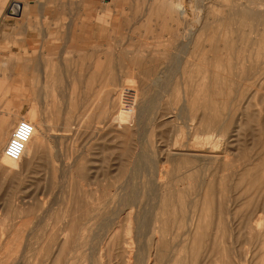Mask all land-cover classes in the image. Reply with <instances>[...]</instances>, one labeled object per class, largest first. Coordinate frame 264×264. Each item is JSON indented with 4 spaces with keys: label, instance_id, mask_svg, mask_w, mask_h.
Returning <instances> with one entry per match:
<instances>
[{
    "label": "rangeland",
    "instance_id": "1",
    "mask_svg": "<svg viewBox=\"0 0 264 264\" xmlns=\"http://www.w3.org/2000/svg\"><path fill=\"white\" fill-rule=\"evenodd\" d=\"M254 1L120 0L109 13L92 2L85 18L77 12L92 28L77 30L75 51L0 52L12 132L21 120L35 130L19 161L5 158L10 197L0 171V264H15L23 235L28 264H214L207 256L221 239L230 264H260L264 236L252 220L264 208V42L238 18L219 25L240 8L264 15ZM184 31L214 37L188 45ZM201 113L219 114L223 131L186 133ZM196 143L212 150L194 153Z\"/></svg>",
    "mask_w": 264,
    "mask_h": 264
},
{
    "label": "crops",
    "instance_id": "2",
    "mask_svg": "<svg viewBox=\"0 0 264 264\" xmlns=\"http://www.w3.org/2000/svg\"><path fill=\"white\" fill-rule=\"evenodd\" d=\"M78 2V5H77ZM95 8L101 4V0H93L87 3V0H0V52L11 54H29L31 52H38L39 54L52 57L59 53H69L75 51L76 41L79 35V29L87 30L92 28L85 20H78L77 12L82 14L85 18V6ZM120 0H112L105 4L103 11L109 13L114 10L119 4ZM110 10L108 5H112ZM15 6L18 12L17 17L8 15V12ZM82 6V9H81ZM114 7V8H113ZM85 9V10H84ZM83 12V13H82ZM85 36V32H83ZM33 76V73H29ZM74 75V74H72ZM25 74L15 73L14 77H24ZM44 80L57 77L53 73H44ZM45 82V81H44ZM26 91V88L25 90ZM9 89L5 86L0 93V102L6 101V112L0 111V171L6 172L9 178L8 197L11 196V181H10V167L6 165L3 156V150L6 147L8 140L11 137V121L8 112ZM2 219H5L1 217ZM0 231L3 230L5 224L1 222ZM18 221H22L25 227L22 215H18ZM26 230V229H25ZM23 243L20 257L15 264H28L26 251V235H23ZM18 240L17 238L15 239ZM19 243L16 248L18 249ZM9 257V256H8ZM19 260V262H18Z\"/></svg>",
    "mask_w": 264,
    "mask_h": 264
},
{
    "label": "bare ground",
    "instance_id": "3",
    "mask_svg": "<svg viewBox=\"0 0 264 264\" xmlns=\"http://www.w3.org/2000/svg\"><path fill=\"white\" fill-rule=\"evenodd\" d=\"M259 1L260 0H256V1H254V2H252L251 4H255L256 6H258V5H263L264 6V0L261 2V3H259ZM110 3V2H109ZM108 4V3H107ZM16 8L17 7H15L14 8V11H16ZM176 11V10H175ZM169 12H170V14H169V17H170V21H172V19H173V16H175V12H174V10L173 9H169ZM229 13H230V10H229ZM201 18V17H200ZM227 18V17H226ZM235 18H238V19H240L241 21H245L246 23L245 24H248V25H246V26H248L249 28H250V30H249V32H248V34H250V35H253L254 37H253V40H255V42H260V43H263L264 42V15H262V14H260V15H258V14H254V15H251L250 13H247L246 11H241V8L240 9H236L235 10V12H234V14H232V15H229V17H228V19H225V21H221V20H219L220 21V23H219V25L220 26H222V25H224V24H226L227 22H229V21H231V20H233V19H235ZM262 21V22H261ZM199 22V21H198ZM184 24H186V23H184ZM197 24V23H196ZM207 24V23H206ZM185 26V25H184ZM198 26V25H197ZM176 26L174 25V23L172 24L171 23V29H174L173 31L177 34H179V32H178V30L175 28ZM189 27V26H188ZM191 27V26H190ZM258 27H261L262 29H260V30H258ZM194 28V27H193ZM192 28V29H193ZM203 28H205V26L203 27ZM185 29V27L183 28V30ZM195 29H196V27H195ZM194 29V30H195ZM191 30V29H190ZM201 30L203 31V29L201 28ZM172 31V32H173ZM181 31V30H180ZM186 31H188V29H186ZM196 31H197V29H196ZM233 33H235V32H233ZM177 34V35H178ZM232 34V33H231ZM171 35V34H170ZM225 36V35H224ZM214 37V35L213 34H203V33H197V32H191V33H185V31H184V33H182V36H181V40H183L186 44H195V43H200V42H202V41H204V40H210L211 38H213ZM175 38V37H174ZM177 40V39H176ZM180 40V41H181ZM212 40V39H211ZM221 40V39H220ZM247 40H249V41H251L252 39L250 38V39H247ZM181 44H183L184 45V43L182 42ZM185 44V45H186ZM198 46V45H197ZM185 47V46H184ZM180 48V47H179ZM187 48H188V46H187ZM187 48H186V50H187ZM180 50H181V48H180ZM182 51V50H181ZM188 52V51H187ZM182 53V52H181ZM184 53H185V51H184ZM189 53V52H188ZM183 54V53H182ZM184 55V54H183ZM187 55V54H186ZM185 55V56H186ZM184 56V57H185ZM183 61V60H182ZM185 62V61H184ZM180 64V63H179ZM160 65V64H159ZM181 65V64H180ZM163 70V69H162ZM176 73V72H175ZM160 75V74H159ZM163 77V76H162ZM207 77V76H206ZM246 79V78H245ZM160 80V79H159ZM181 80V79H180ZM247 80V79H246ZM235 81V80H234ZM264 81V80H263ZM119 82V81H118ZM172 82V81H171ZM260 82V81H259ZM216 84H217V82H215ZM214 82H213V84H215ZM262 84H263V82H262ZM162 85V84H161ZM166 85V84H165ZM261 85V84H260ZM173 86V85H172ZM120 88V87H119ZM202 89V88H201ZM200 92V91H199ZM160 95V94H159ZM164 95V94H163ZM182 97H183V95H182ZM161 99H163V98H161ZM183 99V98H182ZM235 101V100H234ZM183 102H185V101H183ZM230 105V104H229ZM184 106H185V104H184ZM209 105H205V106H203V110H208L209 109V107H208ZM186 107V106H185ZM187 108V107H186ZM149 109V108H148ZM182 109V108H181ZM188 109H187V114H188ZM229 111V110H228ZM228 113V112H227ZM202 114V113H201ZM80 115V114H79ZM203 115V114H202ZM226 115V114H225ZM228 115V114H227ZM189 115H187V117H188ZM149 117V116H148ZM189 118V117H188ZM143 119V118H142ZM200 119V118H199ZM241 119V118H240ZM191 120V119H190ZM186 121H187V119H186ZM227 121V120H226ZM225 121V122H226ZM223 124H224V122H223ZM222 124V125H223ZM189 129V130H188ZM187 130L189 131H187L186 133H188V134H191L192 135V132H197V131H199V132H204V133H206V134H208V135H211V134H213L214 133V131H216L217 132V130H218V132H219V130L222 132L223 131V126H221L220 124H219V114H216V115H214V116H211V117H207V116H202V118L199 120V122L196 124V125H191L189 128H188ZM60 131V130H59ZM217 132V133H218ZM139 134V133H138ZM145 134V133H144ZM219 134H220V132H219ZM186 135V134H185ZM199 135H201V134H199ZM217 135V134H216ZM203 135H201V137H202ZM143 137V136H142ZM200 137V136H199ZM212 137V136H211ZM210 137V138H211ZM221 137V136H220ZM206 138H208V137H206ZM217 138V137H216ZM221 139V138H220ZM194 140H196V139H194ZM206 140V139H205ZM201 141V140H200ZM209 141V140H208ZM210 141H211V139H210ZM202 142H205L204 140H202ZM219 142V141H218ZM146 143V142H145ZM192 143H194V142H192ZM186 144V143H185ZM208 144V143H207ZM207 144H201V146H200V143H196V144H194V146L192 147V151L194 152V153H197V152H200V149L202 148V147H204V149H207V148H209V146L210 145H208V147L206 148V146H204V145H207ZM211 145H212V143H211ZM218 145V143H216L215 145H213V150L215 151V152H217V148L219 147V146H217ZM183 146V145H182ZM187 147H188V145H187ZM211 147V146H210ZM190 148H191V146H190ZM174 149V148H173ZM210 149V148H209ZM189 150V149H188ZM210 150H212V149H210ZM191 151V152H192ZM218 154V153H217ZM147 155V154H146ZM168 156V155H167ZM182 156H186V155H176V157H182ZM192 156V155H191ZM194 156V155H193ZM192 156V157H193ZM175 157V158H176ZM188 157H189V155H188ZM188 157H186V158H188ZM191 157V158H192ZM196 158H197V156H195ZM204 157V156H203ZM210 157V156H209ZM212 157V156H211ZM210 157V158H211ZM215 157V156H214ZM217 157V156H216ZM168 158V157H167ZM196 158H193V159H196ZM206 158H208V157H206ZM216 159V158H215ZM205 160V159H204ZM207 160V159H206ZM209 160V159H208ZM209 162V161H208ZM210 162H211V160H210ZM251 162V161H250ZM253 162V161H252ZM260 162H262V161H260ZM73 163V162H72ZM222 163V162H221ZM212 164V163H211ZM72 165V164H71ZM257 165V164H256ZM252 166V165H251ZM212 168V167H211ZM255 168V167H254ZM148 169V168H147ZM242 170V169H241ZM241 172H243V171H241ZM141 174V173H140ZM157 174V173H156ZM253 175V174H252ZM255 175V174H254ZM64 176V175H63ZM244 176L245 175H243L242 176V179H244ZM159 178V177H158ZM131 180V179H130ZM218 180V179H217ZM61 182V181H60ZM250 183V182H249ZM156 185V184H155ZM158 185V184H157ZM156 187V186H155ZM132 191V190H131ZM208 191V190H207ZM230 191V190H229ZM58 192V191H57ZM60 192H62V191H60ZM161 193V192H160ZM199 193V192H198ZM155 194H156V192H155ZM154 194V195H155ZM208 194V193H207ZM128 195V194H127ZM212 195V194H211ZM157 196H159V193H157ZM162 196V195H161ZM170 196V195H169ZM168 196V197H169ZM178 196V199H180V197H179V195H177ZM201 196V195H200ZM208 196V195H207ZM152 197H153V195H152ZM171 197V196H170ZM204 197V196H203ZM211 197V196H210ZM209 197V198H210ZM166 197H165V195H163L162 197H160V198H155V196H154V199H156L157 200V203H158V209H160L159 207H160V205L159 204H161L162 206V208H163V212L164 213H166V214H168V211H165V207H166V205L165 204H167V203H169L171 200L170 199H165ZM61 199V198H60ZM131 199V198H130ZM54 200V199H53ZM211 200V199H210ZM207 201H208V199H207ZM60 202V201H59ZM185 202V201H184ZM156 203V202H155ZM155 203H152V204H154V205H156ZM206 198H204V200L202 201V206H203V210L205 211V206H206ZM54 205V204H53ZM164 205H165V207H164ZM226 206V205H225ZM124 207V206H123ZM156 209H157V205H156V207H155ZM172 208H174V207H171V209ZM113 209V208H112ZM155 209V210H156ZM169 211H170V208H169ZM203 211V215L205 214V212ZM114 214V213H113ZM205 219H204V224H202V225H200L199 226V229H198V231H199V234H200V237H201V242L199 243L200 245H204L203 246V248L205 249V246H207V241H208V237L206 236V235H208L209 233V231H211V225H212V223H211V221H209L208 219H209V215L207 214V216H206V214H205ZM136 218V217H135ZM157 218V217H156ZM159 218V217H158ZM42 219V218H41ZM155 219V218H154ZM145 220V219H144ZM220 220V218H218L217 219V224H215L216 225V229H215V231H216V235L218 236V239H219V237L220 236H222L223 235V231H224V228H223V226L220 224L221 222L219 221ZM155 221V220H154ZM208 221H209V223H210V226L207 224L208 223ZM252 224H253V230H256L257 232H256V234H258V236H264V208H263V214H262V216H260V217H257V218H255L254 220H252ZM164 226H165V228H166V222H164ZM225 226H227V225H225ZM237 226V225H236ZM210 227V228H209ZM222 227V228H221ZM228 227V226H227ZM229 228V227H228ZM223 230V231H222ZM252 230V229H251ZM106 231V230H105ZM255 232V231H254ZM98 233H100V232H98ZM228 233V232H227ZM248 234H250V233H248ZM251 234H253V233H251ZM145 236V235H144ZM140 237V236H139ZM253 237H254V234H253ZM137 239H138V237H136ZM260 238V237H259ZM213 239V238H212ZM217 239V240H218ZM254 239H255V237H254ZM136 240V239H135ZM233 240V239H232ZM223 241V239H221L220 241H217L216 243H217V245H216V247L214 248V250H213V252H212V254H211V251H210V255H208L207 257L209 258L208 260H209V262L212 260L213 262H214V264H230V259H229V257H228V255H227V252H226V250H225V248H224V242H222ZM260 240H258V242H259ZM137 242V241H136ZM212 242V241H211ZM255 242V241H254ZM129 244V245H131L129 242H125V244ZM213 243V242H212ZM211 243V244H212ZM198 245V241H197V243L195 242V246H197ZM258 245V244H257ZM215 246V245H214ZM233 246V245H232ZM137 247H138V245H137ZM198 247V246H197ZM138 249V248H137ZM255 249V248H254ZM123 250V249H122ZM131 250H132V247L129 249V252H131ZM201 250V249H200ZM212 250V249H211ZM253 251V250H252ZM255 251V250H254ZM126 252H128V251H126ZM136 252V251H135ZM171 253V252H170ZM127 254V253H126ZM229 254V253H228ZM38 255V254H37ZM206 255H207V252H206V254H205V257H206ZM258 255V254H257ZM136 256V255H135ZM256 257V256H255ZM130 258V257H129ZM136 257H134V259H135ZM211 259V260H210ZM125 260H126V258H125ZM136 260V259H135ZM138 260V259H137ZM205 260H207V258L205 259ZM254 260V259H253ZM253 260L251 261V262H253ZM19 262V261H18ZM146 262V261H145ZM144 262V263H145ZM259 263L260 264H264V252H263V254H262V256L259 258ZM91 264V263H90ZM139 264V263H138ZM154 264V263H153Z\"/></svg>",
    "mask_w": 264,
    "mask_h": 264
},
{
    "label": "built area",
    "instance_id": "4",
    "mask_svg": "<svg viewBox=\"0 0 264 264\" xmlns=\"http://www.w3.org/2000/svg\"><path fill=\"white\" fill-rule=\"evenodd\" d=\"M111 1L101 0V3L105 5ZM34 131V125L32 123L27 120L19 121L3 150V156L11 161H19Z\"/></svg>",
    "mask_w": 264,
    "mask_h": 264
},
{
    "label": "water",
    "instance_id": "5",
    "mask_svg": "<svg viewBox=\"0 0 264 264\" xmlns=\"http://www.w3.org/2000/svg\"><path fill=\"white\" fill-rule=\"evenodd\" d=\"M15 6L12 7V9L9 10L8 15L12 17H17L18 12L14 11Z\"/></svg>",
    "mask_w": 264,
    "mask_h": 264
}]
</instances>
